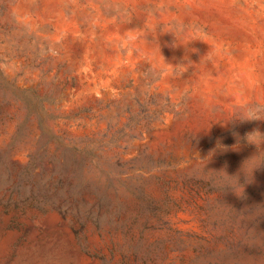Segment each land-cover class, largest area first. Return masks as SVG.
<instances>
[{"label": "rangeland", "instance_id": "obj_1", "mask_svg": "<svg viewBox=\"0 0 264 264\" xmlns=\"http://www.w3.org/2000/svg\"><path fill=\"white\" fill-rule=\"evenodd\" d=\"M253 103L264 0H0V264H264Z\"/></svg>", "mask_w": 264, "mask_h": 264}, {"label": "clouds", "instance_id": "obj_2", "mask_svg": "<svg viewBox=\"0 0 264 264\" xmlns=\"http://www.w3.org/2000/svg\"><path fill=\"white\" fill-rule=\"evenodd\" d=\"M180 31L181 30H179V29H177L176 31H173V29L171 27H169L166 31L162 30V34L169 33V34L173 35L175 39H174V42L172 45H173V47H176L175 41L177 39L183 38L180 35ZM199 32H200L199 29H195V28L188 29L187 33H188V35H190L192 37V39H188L187 43L189 44L192 41L200 40L197 38ZM200 41H202V40H200ZM160 53H161V51H160ZM161 57L163 58V60H165L164 57L162 56V54H161ZM171 67H172L174 72H180L181 74L187 70L186 66L184 64H181V63L175 64V65L172 64ZM239 109H240L239 112L234 114L233 119L230 120L227 124H225L223 126L226 127L229 123H233V122H238V123L253 122V121L264 122V104H262V103L244 104V105H240ZM232 135L236 138V141H237V143L232 146V150L238 151L240 149V146H241V141H243L247 145H253L256 148V153L244 161L242 168H241V172H242V169L244 168L245 164H247L249 162L257 161V159L260 157L261 153L264 152V132H261L259 128H254L252 131L245 133L243 137H241L239 135V133H237V132H233ZM217 150L227 151L228 149L226 146H224L218 140L216 148L212 149L209 152L208 156L205 158H208L210 156V159H209V161H210L212 156L217 152ZM261 168H264V159H260L259 163L254 164V166L251 168L250 171H251V176H252V182L254 181L255 171H257ZM226 175H227V173H226ZM227 176H229V175H227ZM229 177H237L240 180L239 174H237L236 176H229ZM252 182H250V183H252ZM244 187H245V185H244ZM234 193L237 196H239L238 193H236V192H234ZM243 194H244V188H243Z\"/></svg>", "mask_w": 264, "mask_h": 264}, {"label": "trees", "instance_id": "obj_3", "mask_svg": "<svg viewBox=\"0 0 264 264\" xmlns=\"http://www.w3.org/2000/svg\"><path fill=\"white\" fill-rule=\"evenodd\" d=\"M28 90H31V89H28ZM33 91V90H32ZM36 97L38 98V99H41V97L40 96H37L36 95ZM40 105H41V115H39V117H38V124H39V127L41 128V130H42V132H45L46 130H48V131H50V129H47V127H45V125H44V114L46 113V109H45V107H44V105L42 104V103H40ZM29 117L30 116H28V119H29ZM58 141L59 142H61V143H65L66 141H65V138L63 137V136H58Z\"/></svg>", "mask_w": 264, "mask_h": 264}]
</instances>
